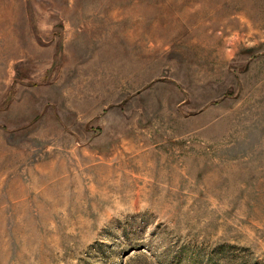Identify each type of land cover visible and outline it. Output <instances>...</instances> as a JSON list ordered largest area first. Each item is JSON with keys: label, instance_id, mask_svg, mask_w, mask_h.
I'll use <instances>...</instances> for the list:
<instances>
[{"label": "rangeland", "instance_id": "374dc122", "mask_svg": "<svg viewBox=\"0 0 264 264\" xmlns=\"http://www.w3.org/2000/svg\"><path fill=\"white\" fill-rule=\"evenodd\" d=\"M0 264H264V0H0Z\"/></svg>", "mask_w": 264, "mask_h": 264}]
</instances>
